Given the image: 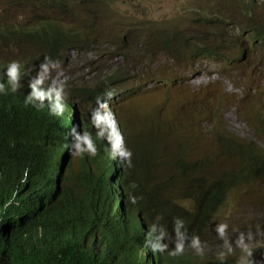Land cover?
I'll list each match as a JSON object with an SVG mask.
<instances>
[{"label":"trees","instance_id":"16d2710c","mask_svg":"<svg viewBox=\"0 0 264 264\" xmlns=\"http://www.w3.org/2000/svg\"><path fill=\"white\" fill-rule=\"evenodd\" d=\"M100 1L23 0L33 22H4L2 13L0 53H11L30 75L52 71L70 50L95 43L110 25V19L97 14ZM209 1L207 10L183 6L180 15L151 26L145 41L138 37L146 33L140 22H126L118 31L110 27L119 45L111 44L108 54L125 57L131 50L132 61L139 58L142 76H134L141 89H122L120 74L98 69L88 83L70 85L68 98L80 103V117L96 101L117 103L122 91L123 97H146L145 87L162 90L161 84L170 83L158 66L147 72L152 50H162L168 59L160 66H181L177 81L184 79L183 72H193L196 58L228 67L259 58L249 52L256 43L264 47V0ZM224 2L230 14L222 13ZM191 15L199 22L189 21ZM234 28L244 34L228 32ZM19 41L24 47L12 50ZM126 71L134 72L132 67ZM192 85L186 77L176 89L163 86L147 109L140 107L143 100L116 106L115 112L109 106L118 147L113 149L102 133L86 134L75 160L65 163L56 151L68 142L62 131L66 121L39 101L31 98L27 104L19 92L0 88V264H139L142 249L147 258L158 254L162 264H264L255 257L238 261L191 252L183 245L197 236L206 241L203 233L216 229L221 235L232 225L243 228L217 223L222 208L234 206L232 200L240 197L235 190L240 185L254 187L246 203L264 214V103L255 98L262 90L253 87L252 101L239 109L254 134L245 138L226 129L222 117V99L233 101L236 95L216 82ZM203 89L214 102L211 95L200 94ZM198 97L205 101L201 104ZM115 192L123 195L125 208L118 216L113 212V224ZM140 222L158 234L153 246L141 242L151 236L141 235Z\"/></svg>","mask_w":264,"mask_h":264},{"label":"rangeland","instance_id":"374dc122","mask_svg":"<svg viewBox=\"0 0 264 264\" xmlns=\"http://www.w3.org/2000/svg\"><path fill=\"white\" fill-rule=\"evenodd\" d=\"M0 15L4 13V22L14 24H27L33 22L31 19V9L23 6V0H0ZM259 1V0H258ZM3 2V3H2ZM101 5L98 8V15L102 16L105 20H109L110 25L105 27L104 33L101 36L95 38L96 42L90 43L85 48H77L76 50H70L66 54L65 59L60 60L58 66H54L52 71L40 74V79L57 87V94L64 97L71 85V82L78 81V77L83 82H89L92 80L93 75L98 71L105 72V74L118 76L120 74L122 89L124 87H134V90L140 91L137 88L135 82V74L138 77L142 76L139 69V58L132 61L130 51L124 57L120 53H110L111 44L119 45L115 35L116 33L110 30V27L115 28L117 31L126 22L129 25L136 26L140 22L141 29L146 33L138 36L140 40L145 41L147 32L151 26H155L158 23H162L165 20H170L171 17L181 14L183 6L195 7L205 6L206 10L212 5L209 0H101ZM222 13L230 14L228 4L224 2V10ZM261 14L264 16V8H262ZM189 21L194 23L199 22L198 17L191 15ZM145 20V21H144ZM240 25L245 26L246 23L240 19L235 18ZM144 21V22H142ZM123 24V25H122ZM236 28L229 29L228 32H235L234 35L239 34L242 36L244 31L236 33ZM149 36V34H148ZM105 37V38H103ZM225 37L229 39L228 34ZM106 39V40H103ZM210 39V38H208ZM103 40V41H102ZM94 41V39H92ZM129 41V40H126ZM147 43V41H146ZM12 50H19L20 47H24V43L19 41L15 43ZM96 51L100 52L99 56ZM162 50H152L149 54L151 57L147 62V72L155 70L158 66L162 69L161 77H164L166 81L170 83L161 84L162 90L156 88H148L144 93H148L146 97L141 94L133 93V95H124V91L121 92L122 97L118 98L115 106L122 104L129 105L130 101L138 104L141 100L145 103L141 104L142 108H149L152 106L153 99L159 98L164 91L169 87V90L176 89L178 82L185 81L186 77L189 78V82L192 86L204 85L206 83L212 84L216 82L219 86H224L227 90L232 91L236 96L235 100L222 99L221 112L222 117L226 123V129L236 132L239 135L247 138L254 134L249 129L246 120L240 113V107L242 105L247 106L252 101L253 91L252 88L258 86L259 90H262L260 94L255 96L258 100H264V47L256 43L253 49L251 46L250 56H257L252 61H244L233 67L228 65L215 64L212 61L205 58H196L191 63V71L184 73V79L181 81L176 80V76L180 73L181 66L177 63H171L170 66H160V61L166 63L168 59L163 58ZM9 53V52H8ZM7 53V54H8ZM261 53V54H259ZM11 54V53H10ZM162 59V60H161ZM186 67L188 65H185ZM132 67L133 74L126 71V68ZM112 69V70H111ZM145 77V74L143 75ZM187 83V82H186ZM121 89V90H122ZM212 89V87H210ZM120 90V91H121ZM202 96L211 95V102H214L215 98L212 94L208 93V90L203 89L200 91ZM120 96V95H119ZM129 98V99H127ZM196 100H202L201 104L205 101L203 97H198ZM164 103L157 102L156 105ZM194 107V106H193ZM76 150L73 149L71 155H73V161L75 160ZM263 189L264 186L262 185ZM262 189V188H261ZM240 197H236L232 202L234 206L228 208H222V213L219 214L217 223L233 222L235 224H243V228L234 227L233 225L223 231L220 235L219 229L212 232L203 233L206 237V241L201 242L193 251L200 253H211L216 255H230L238 261L245 257H257L258 255L264 256V214L262 210H254L247 202L248 194L253 193L254 187L252 185H240L235 189ZM257 192V191H255ZM212 241V243H208Z\"/></svg>","mask_w":264,"mask_h":264},{"label":"clouds","instance_id":"9594fccd","mask_svg":"<svg viewBox=\"0 0 264 264\" xmlns=\"http://www.w3.org/2000/svg\"><path fill=\"white\" fill-rule=\"evenodd\" d=\"M34 72L36 73V70H34ZM70 82L71 85L74 83H88L83 82L79 77L78 81ZM0 88L7 94L14 93L15 91L19 92L27 104L31 98L37 100L40 105L45 106L46 110H51L52 114L59 115L61 119L66 121V124L63 125L64 128L62 127V131L64 136L68 138V142L60 150L56 151L57 157L62 163L68 162L69 159H73V155L70 156L73 149L76 150L75 154L79 153L80 145L84 141L86 134L92 135L93 133H102L105 141L108 142L113 149L118 147L116 140L118 136V132L116 131L117 124L109 111V106H112L115 112L114 107L116 106L114 105V101H96L93 106H90L88 112L80 117V110L78 108L80 103L76 102L73 98H68L70 87L66 95L61 97V95L56 93L58 92L56 86L41 80L40 75H30L27 71L25 72L20 67L19 61L14 58L12 54H7L6 52L0 53ZM66 101H68L70 109L66 107ZM53 103H58L61 106L53 105ZM66 111H68V113H66ZM84 123H87L88 126L84 127ZM57 127L56 125L54 129L56 130ZM123 199L122 194L119 192L114 193L110 209V217L113 224V212H116L118 216L125 208ZM139 227H142L140 232L142 236L149 234L151 238L153 237L152 241L151 238H145V240L142 239L141 242L153 246L158 234L153 228H149L142 222H140ZM201 242L203 241L197 236L192 239H187L183 245L187 247L189 251L193 252V249ZM155 248L157 252L161 250L159 241ZM140 254L143 261H140L139 264H162L158 254H156L155 257L147 258L146 249H142ZM255 258H259L260 261L264 262V256L258 255Z\"/></svg>","mask_w":264,"mask_h":264}]
</instances>
